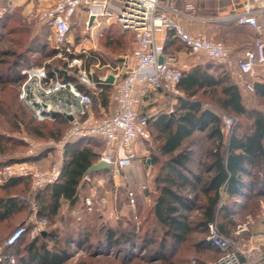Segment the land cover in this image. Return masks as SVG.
<instances>
[{
    "label": "rangeland",
    "instance_id": "obj_1",
    "mask_svg": "<svg viewBox=\"0 0 264 264\" xmlns=\"http://www.w3.org/2000/svg\"><path fill=\"white\" fill-rule=\"evenodd\" d=\"M33 1L34 4L31 3V7L34 8H37V5L45 7L52 2L51 0ZM17 2L21 5L11 10L6 6L5 1L0 0V17H4L3 19L7 22V25L0 24V100L4 99L3 103L5 104L4 108H1L2 105H0V172L7 163L16 161H27L38 167L48 168L59 160L58 142L67 128L66 121L64 122L60 118L55 121H37L20 100L19 91L23 81L22 70L25 67L32 64H61L65 60L55 53L54 44L49 38L52 33L51 27L41 21L39 17L33 15L35 12L33 14L30 12L31 8L26 7L27 0H17ZM187 2H193L198 8L197 13L208 19L203 24H198V22L191 24V28L197 25L198 30L201 29L209 37L222 41L227 45L238 38L247 42V40L252 41L257 37L254 31H241L235 26H232V31L229 33H224L225 28L222 27L229 22L223 19L235 9L233 5L227 6L228 1L223 3L222 0H175L178 8H182ZM234 2L240 5L241 0H235ZM12 14H15L18 19L20 18L22 26L27 27L29 30L27 36H29L28 44L31 47L29 46L28 51L25 46L19 45L18 35L11 31L15 21L8 20V16ZM109 29L111 30L103 31L102 36L101 34L95 36L96 48H93V43L83 35L81 27L76 26L73 30L75 45L82 42L87 46H91V51L97 56L98 59L89 63L94 66L97 74L107 68L118 66L121 59L129 55L134 48V33L130 31L122 32L116 26H111ZM40 35L45 42V47L42 49L30 44L31 39L36 40ZM250 47H253V44L248 45L246 48ZM181 48L184 47L182 45L174 46L172 50L177 51L182 61H190V64L193 65L203 60V58L195 57L185 48L186 53L183 56L180 55ZM47 53L51 54L47 55ZM98 60L100 61L99 67L96 66ZM14 61L15 63H13ZM215 65L217 69H221L220 71L229 73L222 66ZM18 69H20V74L16 75L13 71ZM257 72L258 74L253 77V80L264 79V63L259 66ZM232 80L234 81V79ZM114 90V86L95 90L97 92L93 105L95 115L109 113L111 96ZM12 92H15L13 93L14 99L11 98ZM180 92V95H167L165 93L163 96L160 92L151 93L150 104L145 102L143 106L150 116V139L137 141L134 149L137 155L143 159L148 171L147 175L149 174V180L143 181L141 184L140 180L139 183L133 181L130 184V179L124 180L122 176L115 175L113 169L93 172L90 174L92 176L91 182L83 181L79 200L72 205L67 202L64 203L58 214L49 219V231L55 232L59 245L67 246L70 252V259L66 264H78L80 262H86V264H204L200 258L204 259L214 247L209 241L202 243L207 239V228L202 224L207 196L202 191V184L211 175V172L207 171L208 165L212 161L211 151L220 144L217 137L210 136L208 129L197 127L193 134L186 138L183 145V149L189 150L193 157L189 163V168L193 172L186 170L184 172L187 173L192 182H195L196 186H192L191 183L182 185V179H177V184L173 185L184 199H194L197 204L191 210H184L182 213L193 227L187 240L179 243L175 242L171 235L165 237L166 228L153 215L155 198L159 194L162 185L159 180L164 177V172H159V164L146 163V160L152 161V158L157 154L159 155V147L163 141L161 130L154 125V121L157 116L163 113L178 117L183 112L180 108L179 98L185 96V94L181 90ZM242 92L249 106L264 109V105L260 99H256L254 93L243 91V89ZM175 99L176 102L173 104ZM10 103L12 104L11 107L8 105ZM205 106L216 107L221 118L224 114H227L234 119L233 126L228 131L224 130L223 145L227 143L231 133L241 134L246 129L248 130L252 124L247 117H241L240 121L237 122V118L233 114L218 109L213 103L207 102ZM28 122H30L29 126ZM83 143L91 145L100 157L106 149L105 144L100 139H87ZM100 157L98 161H100ZM247 167L248 173L242 175L243 185L239 191L231 196L226 194L225 190H222L219 201V206L226 205L231 209L229 216L232 221L229 224L230 234L222 233L230 237L235 245L244 250L249 249L253 243H260L264 247V180L262 167L258 164H248ZM194 173L200 175L202 180H197L193 175ZM8 180L0 179V185ZM28 183L29 189L26 190ZM136 185L137 187H135ZM36 191L38 189L33 187V182L29 178V180L24 179V183L11 192L13 196L20 195L22 198V196ZM91 195H93V205L92 209H88L85 206L84 198ZM27 212L28 207H22L10 218L0 221V239L20 223ZM133 221L136 222L137 228L142 225V232L135 236L134 242L128 244L122 250H113V253L109 256H105L103 250L94 249L91 243L84 240L85 235H88V238L101 236L104 233L102 231L104 226L112 227L119 232H130L133 228ZM223 221L225 219L222 217L218 219L216 221L217 226L218 223ZM68 238L71 242L66 245L65 242ZM115 256L119 259H115Z\"/></svg>",
    "mask_w": 264,
    "mask_h": 264
},
{
    "label": "built area",
    "instance_id": "obj_2",
    "mask_svg": "<svg viewBox=\"0 0 264 264\" xmlns=\"http://www.w3.org/2000/svg\"><path fill=\"white\" fill-rule=\"evenodd\" d=\"M234 1L228 0L235 9L223 20L250 27L257 33L253 47L244 49L241 54H236L229 45L209 37L204 31L192 32L184 26V21L208 20L197 13L198 8L193 2L178 8L175 0H53L45 7H31L30 12H35L33 15L51 27L49 38L55 53L65 61L25 67L19 97L37 120L55 121L63 117L67 128L58 142V161L46 169L27 161L7 163L0 172V179L27 177L35 189L42 188L60 179L71 142L99 138L106 146L100 160L107 161L115 175L124 180L133 176L139 183L135 175L138 155L134 145L139 140L150 139V116L140 108L142 99L155 90L181 94L178 88L183 76L181 58L177 53L167 51L168 36H161L160 31L173 32V37L192 55L206 57L222 66L237 79L244 91H254L253 77L264 63V0H241L240 5ZM113 24L134 33L135 45L118 66L97 74L94 66L89 64L98 59L97 56L91 51L92 47L82 42L75 45L73 30L76 26L81 27L83 35L96 48L95 36H102L103 31ZM96 66H100L99 60ZM109 86L115 87L112 95L116 103L114 111L95 115V90ZM66 115H71L72 119ZM222 120L223 131H228L234 124L230 115L224 114ZM83 181L91 182L92 176L85 174ZM92 197L84 198L88 209H92ZM22 198L30 203L31 213L26 224L18 226L0 243V264H15L17 258L8 248L25 233L30 239L38 237L49 225L48 218L38 214L37 203L29 195ZM207 241L219 251V256L207 264L264 262V247L260 243L241 249L220 232L216 221L207 224Z\"/></svg>",
    "mask_w": 264,
    "mask_h": 264
},
{
    "label": "trees",
    "instance_id": "obj_3",
    "mask_svg": "<svg viewBox=\"0 0 264 264\" xmlns=\"http://www.w3.org/2000/svg\"><path fill=\"white\" fill-rule=\"evenodd\" d=\"M3 18L0 17V24L7 25ZM8 20L15 21L11 31L18 35L19 45L25 46L28 51L29 46L31 47L28 44L30 40L27 36L28 28L22 26L21 19H18L15 14L9 15ZM109 30L111 29L107 31ZM175 42L179 41L173 37V32L169 31L167 47ZM30 44L41 47V49L45 47L41 35L36 40L31 39ZM49 54L51 53H47V55ZM212 69L215 70V66L211 62H207L203 65H196L188 72L183 71V76L178 84V88L185 94L179 98L180 108L183 112L178 117L163 113L157 116L154 121V125L161 130L163 141L159 147V155L157 154L152 158V163L160 165L159 172H164V177L159 180L162 185L155 198L153 215L166 228L165 237L171 235L172 239L179 243L186 241L188 234L193 230L190 221H187L182 213L184 210H191L197 204L194 199H184L173 185L177 184V179H182V185L191 183L192 186H196L195 182H192L187 173L184 172V170L193 172L189 168V163L193 157L189 150L183 149V145L186 138L191 136L197 127L208 129L210 136L217 137L220 141V144L211 151L212 161L207 169L211 175L202 184V191L207 196L202 223L206 228L208 222L217 221L222 217L225 221L218 223V228L221 233L230 234L229 224L232 221L229 216L231 209L226 205L219 206L221 192L225 190L233 196L239 191L243 185L242 175L248 173V164L261 165L264 180V109L249 106L240 87L231 79L229 74L220 72L215 75L211 71ZM13 72L18 75L20 69ZM254 85L255 89L252 93L264 105V79L255 81ZM13 93L15 92H12V99L15 98ZM3 100H0L1 108L5 106ZM207 102L213 103L222 111L233 114L237 118V122L240 121L241 117H247L252 122L250 128L241 134L231 133L227 143L223 145L225 136L221 115L217 113L216 107L205 106ZM60 119L66 121L63 117ZM84 140L87 139H76L68 145L67 157L58 181L29 194L37 203L40 216L47 217L49 220L58 214L64 203L67 202L72 205L79 200L83 177L87 174L89 167L100 157L91 145L83 143ZM193 175L197 180H202L197 173ZM24 179L29 180L27 177H16L0 185V221L10 218L22 207H28L25 218L4 235L0 239V243H3L18 226L27 223L31 209L30 203L22 199L20 195L13 196L11 192L20 187L24 183ZM28 189L29 183L26 190ZM142 230V225L137 228L135 221H133L132 231L127 233L104 226L102 227L104 233L101 236L88 238V235H85L84 240L91 243L94 249L103 250L105 256H109L113 250H122L134 242L135 236H138ZM46 231V235L41 234L34 239H30L29 234L25 233L15 245L8 248L9 252L17 258L15 264H66L70 259L68 247L59 245L55 232L49 231V228ZM70 242L71 240L68 238L65 243L67 245ZM202 243H207V239ZM163 247H165L164 244ZM114 258L119 259L116 256ZM78 264H86V262Z\"/></svg>",
    "mask_w": 264,
    "mask_h": 264
},
{
    "label": "crops",
    "instance_id": "obj_4",
    "mask_svg": "<svg viewBox=\"0 0 264 264\" xmlns=\"http://www.w3.org/2000/svg\"><path fill=\"white\" fill-rule=\"evenodd\" d=\"M2 1H5L6 2V6L9 8V9H11L12 10V8H14V7H16V6H19V5H21L20 3H18L17 2V0H2ZM51 1H53V0H51ZM226 1H228V0H222V2L224 3V2H226ZM34 4V1L33 0H27V5H26V7H28V8H31V5L32 4ZM229 4H227V6H228ZM230 6V5H229ZM228 6V7H229ZM204 18H206V17H204ZM198 22V24H203V23H206V21H197ZM202 22V23H201ZM193 23H195V22H184L183 24H184V26L189 30L190 28H191V24H193ZM234 24V25H233ZM111 26H116L118 29H120V27L118 26V25H116V24H113V25H111ZM111 26H109L107 29H109ZM232 26H235V27H237L238 28V30H241V31H246V30H251V31H254V33L257 35V33H256V31L254 30V29H252V28H250V27H247V26H241V25H239L238 23H236V22H229V23H225V25H223V27L222 28H225L224 29V33H229L230 31H232ZM107 29H105V30H107ZM192 29V30H191ZM190 29V31H192V32H196V31H194V30H197V31H200V30H198V26L196 25L195 27H193V28H191ZM122 32H125V31H123L122 29H120ZM159 34L161 35V36H163V35H166L167 34V36H168V33H164V32H162V31H160L159 32ZM167 40H168V38H167ZM254 39L252 40V41H250V40H247V42H245V40H243V39H240V38H238L237 40H235V41H232V42H230V47L235 51V53L236 54H241L242 53V51L244 50V49H246V47L248 46V45H251V44H254ZM134 45H135V42H134ZM182 44L181 43H179V42H175V43H173V44H170L168 47H167V50L168 51H170L171 53H177V51H173L172 49H173V47L174 46H181ZM183 46V45H182ZM89 47H91V46H89ZM184 47V46H183ZM185 48V47H184ZM184 48H181V52H180V55H182L183 56V54H185L186 52L184 51ZM186 49V48H185ZM207 62H211L208 58H206V57H203V60L202 61H198L197 63H195V64H193V65H191L190 64V61L188 62V61H186V62H184V61H182L181 60V63H180V67L183 69V71L184 72H188V71H190L193 67H195L196 65H198V64H205V63H207ZM212 64L215 66V70L214 69H212L211 71L215 74V75H217V74H219L220 72H222V71H220L221 69H217V67H216V65H215V63H213L212 62ZM227 72V71H226ZM229 74V73H228ZM229 76L231 77V79H234V82L240 87V89H241V91H242V86L240 85V83L237 81V79L233 76H231L230 74H229ZM262 80V79H261ZM257 81H259V80H257ZM244 91V90H243ZM156 92H160L161 93V95L163 96L164 94H165V92H163V91H161V90H155V91H150L146 96H144L143 97V99H142V103H141V105H140V108H141V110L142 111H144V112H146L147 113V111L145 110V108L143 107L144 106V104H145V102H146V104H150V102H151V98H150V94L151 93H156ZM167 95H169V94H167ZM171 95V94H170ZM176 102V99H175V101H173V104ZM115 106H116V103H115V101L113 100V98H112V96H111V107H110V111L109 112H113L114 111V108H115ZM102 142H103V140L102 139H100ZM104 143V142H103ZM159 152V151H158ZM146 163H148V164H150V163H152V161H147ZM102 171V170H101ZM147 171V168L145 167V164L143 163V159L142 158H140L139 156H138V158H137V160H136V165H135V175H136V178L138 179V181L140 180V184L143 182V181H147V180H149V174L147 175V173H148V171ZM97 172H99V171H97ZM88 174V173H87ZM134 179V177L133 176H131V178H130V184H132L131 182H135V180H133ZM129 180V179H128ZM83 181V180H82ZM136 183V182H135ZM134 183V184H135ZM83 184V183H82ZM139 185V184H138ZM135 187H137V185L135 186ZM223 192V191H222ZM226 194H228L227 192H226ZM219 255V252H218V250L217 249H215V248H212L211 249V253L209 254V255H207V256H205V258L204 259H201L200 258V260H202L203 262H204V264H206L209 260H212V259H215L217 256Z\"/></svg>",
    "mask_w": 264,
    "mask_h": 264
},
{
    "label": "water",
    "instance_id": "obj_5",
    "mask_svg": "<svg viewBox=\"0 0 264 264\" xmlns=\"http://www.w3.org/2000/svg\"><path fill=\"white\" fill-rule=\"evenodd\" d=\"M112 79H113V77H110V80H112ZM66 116H67V118L72 119L71 115H66ZM105 169H111V165L105 160H100L98 162L93 163L89 167V169L87 170V173L91 174L93 172H97V171H101V170H105ZM46 233H47V231H43L42 235H46ZM261 264H264V262Z\"/></svg>",
    "mask_w": 264,
    "mask_h": 264
}]
</instances>
